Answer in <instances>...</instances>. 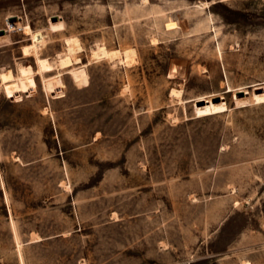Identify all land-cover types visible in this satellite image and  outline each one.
<instances>
[{"label": "rangeland", "instance_id": "obj_1", "mask_svg": "<svg viewBox=\"0 0 264 264\" xmlns=\"http://www.w3.org/2000/svg\"><path fill=\"white\" fill-rule=\"evenodd\" d=\"M9 68L0 264H264V0H0Z\"/></svg>", "mask_w": 264, "mask_h": 264}, {"label": "bare ground", "instance_id": "obj_2", "mask_svg": "<svg viewBox=\"0 0 264 264\" xmlns=\"http://www.w3.org/2000/svg\"><path fill=\"white\" fill-rule=\"evenodd\" d=\"M26 28H28L27 29L28 32H31L32 31V27H31L30 24H27ZM40 36L41 35H37L36 37L39 39ZM76 45L79 46L80 44H76ZM80 46H79V48H80ZM33 47H35V44L33 45ZM81 48H82V46H81ZM74 51H75V46H71L70 49H69V51H68V53H66V54L64 53L63 55H60L59 58L61 60L62 65L69 66L72 63V61H73L72 56H73ZM100 54H103L105 56H107V55L109 56V54H112V55L115 54V55H117V54H119V50L110 51L106 47H102L100 49V51H97L96 52V55H100ZM128 55H129V52H127V56ZM38 64L40 65L41 71H51V70L54 69L53 63L50 61L49 58H46V57H39L38 58ZM86 71L87 70H86V67L84 65L79 70L73 69L71 73H73V75H74V77H75V79L77 81H81V80H83V77L85 76ZM20 72H21V76L22 77H27L28 78V76H30V75H32V74L35 73V70H34V68H33L32 65H22L21 64V66H20ZM0 74H1V77H2V81H4V82H7V81L10 82V80H13V79L16 78V75H15L14 71L12 69H10V68L7 69V70H2L0 72ZM171 92H172V94H180L181 91L180 90H177V89H173Z\"/></svg>", "mask_w": 264, "mask_h": 264}]
</instances>
